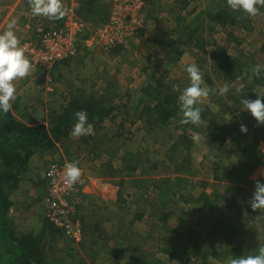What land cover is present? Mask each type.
Segmentation results:
<instances>
[{"label": "trees", "instance_id": "obj_1", "mask_svg": "<svg viewBox=\"0 0 264 264\" xmlns=\"http://www.w3.org/2000/svg\"><path fill=\"white\" fill-rule=\"evenodd\" d=\"M100 1L104 0H82V2L79 0L80 3L75 1L77 3L76 14L81 15L85 21H90V23L95 22L94 24H96L98 23L97 21H101L102 24L106 23L109 18L106 13V4L104 3L103 8L95 6L96 2ZM175 1L181 5L183 10L188 7L192 0ZM144 2L145 6L142 13H144L146 5L154 3V1L149 0H144ZM71 4L65 3V7L68 9ZM155 6L156 4H153L151 7ZM210 8L213 9L209 10ZM205 13L203 21L210 24L211 32L215 34V32L221 31L227 34L223 43L225 46L214 41L212 35V41H207L202 35L198 34L200 27L188 28L192 23H187L186 19L179 15L176 17V27L172 31L178 34L179 39L167 47L166 53L174 51L181 58L185 51L177 48L178 44H186V40H192V47L199 49L202 54L201 58L211 61L209 69H202L203 79L210 87H215L214 82L216 80L228 83H233L236 80L242 82L241 85L243 86L238 91L230 90L225 96H216L217 100L212 98L213 104L215 103L217 106L216 111L209 105H200L202 108V123L199 127L182 125L179 122L182 119V113L178 102L182 82L178 79L170 80L163 75L158 77L156 75L157 72L153 71L152 79L154 83H149L140 89L141 96L138 95L136 97L138 101H135L133 113L142 121L147 134L170 127L174 120L178 123L173 131L176 135H171L174 142L165 153L166 161L174 165L172 175L162 180L157 175L151 177L150 174L157 169L156 165H151L147 169L141 167L140 172L139 169L143 163L136 155L137 153L125 149L124 154L121 155L123 168L121 175L125 173L126 175L122 176L117 183L120 192H123L124 187L131 186L134 188V195L138 196L141 201L144 198L155 196L152 208L160 209L159 219L162 223H166L169 220L170 213L166 206L172 203L171 196L179 195L182 200L185 196L187 204H201L202 208L210 211L219 206L220 200L225 203L230 202L229 199L218 194L217 191H214L211 195V193H207L206 189L198 193L197 196H193L191 192L192 184L194 183L190 184V189L184 186V182L189 181L188 178L196 176L195 172H192L187 167L190 159V150L194 145L192 134L201 133L217 156H219L218 153L227 151L229 146L240 150L244 161L241 168H243V173L246 176L262 163V154L259 149L253 150L251 148L257 146L258 142H264V125L259 124L249 111L244 110L240 101L242 98L254 100L258 98V94H264V70H262L260 76H256L253 71L255 65H264V30L258 31L260 20H264V8L260 10L259 15L252 17L243 11L237 12L230 9L227 0H218V2L210 0V6L205 8ZM200 21L201 18L197 22L199 23ZM145 24L144 19L143 27L136 32L134 37L144 35L146 32ZM32 27L36 34L40 27L45 29L48 27L57 28L42 22L32 24ZM238 31L250 34L257 33L262 38L260 40L262 43L258 45L259 48H254L246 53L242 51L238 56L229 54L226 44L239 43L241 40L243 43V37L236 35ZM133 38L127 39L123 44L117 45L112 49H123ZM165 38L168 41H172L169 32L165 34ZM80 43L82 47L86 48L83 39ZM68 60L70 59L56 65H61ZM71 87H69V98L66 99V104L48 113L44 122L32 123V120H30L31 116L20 107L19 99L13 103L11 111L0 114V264H63L66 262L63 259H58L55 250V244L59 243L58 240L62 242H64L63 239L65 238L70 240L66 237L65 230L50 222L46 217V209L40 231H36L34 228L31 229V227L20 230L15 226L11 217V212L14 208L12 195L20 188L23 178L30 172L35 158L53 155L59 150L60 146H64L69 141L73 142L70 131L76 122L75 112L80 110L87 111L89 122L94 125L92 134L76 139L78 148L88 147L92 141L112 145L119 142L123 136L124 122L129 115L131 116L129 111H126L128 113L127 117L119 123L115 133H104L105 122L110 119H116L120 106L123 104L115 102V99H120V97L116 95L111 84L108 83L102 92H97V90L93 89L86 90L81 87ZM242 124L248 130L251 129V132L253 131L250 140L241 131ZM190 128L192 131H189ZM88 148L90 150V147ZM97 151L98 149L96 148L92 149L91 154L94 155ZM104 152L106 154H114L108 148ZM183 154L187 157H183ZM67 156L70 159L71 155L69 152ZM181 157H183L182 161L180 160ZM53 164H57V162L51 165ZM61 164H63L62 160ZM154 174H158V171ZM121 193L113 206L109 204L108 206L99 207L92 203V205L82 204L78 207L70 199L72 195L68 196L69 204H74L75 207L74 216L71 217L72 221L81 224L83 239L81 242L70 240L72 243L68 248L70 250L67 253V258H74L81 254V251L88 252V250L90 252L89 257H94L93 246L97 243L95 238L99 241L101 240V243L104 244L99 255L103 252L108 253L105 241H107L109 235L103 227L106 222L111 224L110 228L113 230L111 236L116 238L119 244V246L114 247L115 251L109 254L112 256L115 253L113 257L117 256L121 261L124 260L126 264H163L156 258L155 248H147L145 243L150 240H161L162 247L160 251L170 260L167 261L168 263L198 264L200 260L202 264H211L208 256L219 257L220 254L218 252L211 253L209 249L203 252L199 245L192 246V241L187 240V237L182 232L175 229L167 228L165 236H159L164 233L154 235V233L150 234L149 231L145 233L139 230L135 223L140 220L145 221L147 218L146 214L138 207L139 211L133 215L134 218L132 220H125L120 217L124 206L131 207V204H136L135 201L128 203V201L123 199L124 197L121 196ZM213 195H217V198L213 199ZM233 203H236V201L234 200ZM231 207L232 204H224V208H227V211ZM111 215L113 220L109 217ZM221 217L222 220L219 219L218 221L222 226L221 231L225 237H233L231 245L234 243V246L224 250L226 258L240 257L251 252L254 254V251L261 244H264V211L261 214V219H259L263 229L258 233V239L254 247L251 248L244 247L243 244H239L236 241L241 235L240 229L243 225L239 217L236 219L230 218L229 211L227 214L222 212ZM212 234L216 235L217 233L214 232ZM82 264H88L86 259H83Z\"/></svg>", "mask_w": 264, "mask_h": 264}, {"label": "rangeland", "instance_id": "obj_2", "mask_svg": "<svg viewBox=\"0 0 264 264\" xmlns=\"http://www.w3.org/2000/svg\"><path fill=\"white\" fill-rule=\"evenodd\" d=\"M1 1L2 0H0V2ZM149 1H154L153 4H156V6L151 7L153 4H148L146 5L144 13H142L146 23V32L142 36L134 37L123 49H107L106 46L97 43L93 47L87 48L86 46V48H84L80 43L77 56L67 62L61 65H55L50 70H42L33 67L30 75L24 78H18L14 82L20 107L26 110L28 115L31 116L30 120H32V123L46 121L48 113L66 104V99L69 98V87L71 86V88L81 87L86 90L93 89L97 90V92H102V90L107 87L108 83L113 86L116 95L120 97V99L116 98L115 102L123 104L120 106L118 114L116 115L117 118L105 122L104 133L106 134L115 133L119 123L127 117V112L129 111L131 113V116L129 115L124 122L122 129L123 138L121 137L120 141L117 143L109 145L92 141L91 144L88 145V147H90L89 150L88 147L78 148L76 139L79 137L72 136L73 142L69 141L64 146L59 145V150L53 155L34 159L32 164L34 175L40 174L42 176L43 185H46V187L49 186V181L44 175L45 171L52 163L57 162V164L64 166L66 162H78V166L81 169V177L79 179V187L70 198L73 203L78 201L81 195V189L90 186L95 187L100 183L104 185L110 184V188L117 196L121 193L117 183L122 176L124 177L126 175V173L121 175V171L123 170L121 155L124 154L125 149L137 153L136 155H138V158L142 161L141 163H143L141 164L142 166H140V172L141 167L147 169L150 168L151 165H156L157 169L154 173L158 171V174L152 173L150 174L151 177L157 175L158 178L162 180L172 175L174 165L166 161L165 153L174 142L172 136L176 135V133L173 131L178 123L174 120L170 127L147 134L144 124L133 113V110L135 108V101H138L136 97L138 95L141 96L140 89L149 83H154L152 79L153 71L157 72L156 75L158 77L163 75L170 80H180L182 82V89L180 88L182 92L184 88L190 85V79L186 72V67L188 65L196 64L201 71L204 68L209 69L211 66V61L203 57L201 58L202 54L199 49L197 47H192V40H186V44H178L177 48L185 51L181 58H179L178 54L176 52L174 53V51L166 53L167 47L172 42L179 39L178 34L172 32L177 24L176 17L181 15L186 19L187 23H192L188 27L190 29L197 26L200 27L198 34L200 36L202 35L207 41H212V35L214 41L220 45H224V39L227 34L221 31L218 32L219 35L216 32L214 34V32L210 31V24L208 22L204 23L203 21L206 14L205 8L210 6V0H192L188 7L183 10L181 5L175 0ZM216 1L218 2V0ZM14 2L15 1L10 2L9 5L12 6ZM65 3L66 0H63L64 6ZM104 3L106 4L105 8H107L106 13L110 18L109 12L111 11L112 0L96 2L95 6L103 8ZM212 9L213 8H210L209 10ZM101 14L102 12L99 15L101 16ZM22 15L23 14H21V17ZM200 18L201 21L198 23L197 21ZM47 19V17L43 16H31L30 21H28V24L30 23L29 28H27V30L24 29L26 34L24 33V37H22V35L18 37L20 44L22 43V45H24L31 40H36L37 35L32 24L40 22L48 23ZM63 19L64 18L53 20V22L49 23L58 26L62 23ZM83 21L87 26L86 32L88 35H90L91 31L103 25L101 21H97L98 23L96 24H94L95 22L90 23V21ZM17 27L20 29L21 25H17ZM258 29V31L264 30V20H260ZM167 32H169L172 41L166 40L165 34ZM236 35H241L245 41L243 40V43L241 40L239 43L234 42L226 44L227 50L232 56H238L242 51L246 53L254 48L257 49L259 48L258 45L262 43L260 41L262 38L257 33L250 34L238 31ZM24 40L25 43H23ZM208 50H210V48H208ZM27 58L30 60L28 56ZM226 83L229 85L230 90L238 91L243 86L241 85L242 82L236 80L233 83L216 80L214 82L215 87L212 88L204 81L203 86L209 88V96L204 100L203 105H209L216 111L217 106L215 103L213 104L212 101L213 99L217 100L216 96H220L219 88ZM245 135H247L250 140L253 131L251 132V129H249ZM191 137H193L192 141L194 145L190 150V159L188 160L189 163L187 167L190 168L192 172H195L196 176L188 178L189 181L184 182V186L189 188L190 184L194 183L192 184L191 192L193 196H197L198 193L206 189L207 193H211V195L214 191H217L218 194L223 195V197L229 199L230 202L225 203L220 200L219 206L210 211L206 208H202L201 204H187L185 196L183 200L179 195H175L174 197L171 196L170 199L172 203L166 206V209L170 213L169 220L166 223H162L159 219L160 209L152 208V202H154L155 196L144 198L141 201L138 199V196L134 195V188L126 186L121 196L124 197L123 199L128 201V203L135 201L136 204H131V207L124 206L123 213L120 217L125 220H132V218H134L133 215L139 211L138 207H140L142 209L141 211L145 212L147 218L145 221L143 220L144 222L140 220L135 223L139 230L145 233L149 231L150 234L154 233V235L164 233L159 236H165V230L167 228L175 229L182 232L187 237V240L190 242L192 241V246L199 245L203 252L209 249L211 253L218 252L220 254L218 258L208 256L209 263L227 264L228 258L224 256V250L234 246V243L231 245L233 237H225L221 231L222 226L218 221L219 219L222 220V212L227 214L229 211V216L233 219L239 217L243 225L240 229L241 235L236 241L239 244H243L244 247H254L258 239V233L263 229L259 219H261V214L264 210H253L250 203L253 193L255 192L256 182L260 181L264 183V142H258L257 146L251 148L253 150L259 149L262 154V163L252 173L246 176V174L243 173V168H241L244 161L242 160V152L240 150L233 148V146H229L227 151H224V153L222 152L223 154L218 153L219 157L211 150L207 140L201 133L192 134ZM95 148L98 149V151L93 155L91 151ZM107 148L114 154H106L104 151ZM68 152L71 155L70 159L67 156ZM182 156L187 157L184 154ZM183 157H181V161ZM61 160L63 164H61ZM180 160H178V162H180ZM30 177L28 173L23 178L21 184H31L30 180H28ZM27 187L28 186H23V189ZM29 192L30 191H25L23 194L24 197L22 194L20 197L25 199V196L28 195ZM46 193L37 190L32 197V205L35 210L30 213L26 219L21 217L22 213H25L24 211L22 213H11L12 220L17 228L21 230L29 228L31 227L30 225L34 223L38 225V228L43 225ZM216 198L217 195H213V199ZM234 200L236 203H233ZM224 204H232V207L228 208L227 211V208H224ZM151 213L153 214L150 215ZM214 232L217 234H212ZM63 240L65 243L58 240L59 243L57 245L55 244L58 259L66 260V264L76 263L77 261L74 260V258H67V253L70 250L68 248L72 242L66 238ZM160 241L150 240L145 244H147V248H155L156 258L163 264H176L175 262H167L170 260H168L165 254L161 253L160 249L162 246ZM108 251L111 253L109 249ZM123 264H126L125 261ZM198 264H202V262L199 260Z\"/></svg>", "mask_w": 264, "mask_h": 264}, {"label": "clouds", "instance_id": "obj_3", "mask_svg": "<svg viewBox=\"0 0 264 264\" xmlns=\"http://www.w3.org/2000/svg\"><path fill=\"white\" fill-rule=\"evenodd\" d=\"M227 4L233 11H243L249 16L255 17L264 8V0H227ZM30 8L33 16H43L50 20L62 19L67 14V8L63 0H30ZM16 19L11 20L7 29L0 33V114L11 111L13 103L17 99L15 81L31 74L34 65L25 55V48L20 44L16 35ZM72 59V58H71ZM264 65L254 66V74L260 76ZM190 79V85L182 90L178 97L182 119V125L199 127L202 123V108L200 105L209 96V88L204 85L203 73L198 65L191 64L186 67ZM175 87V86H174ZM230 91L226 83L219 88V95L225 96ZM240 103L244 110L249 111L259 124L264 125V94H258V98H242ZM76 122L73 124L70 135L82 137L94 132V125L89 122L87 111L75 112ZM189 131H192L190 128ZM241 131L247 133L248 129L243 124ZM64 183L72 187L81 177V169L78 162H66L64 165ZM250 206L253 210H264V183L257 181ZM126 260V259H125ZM227 264H264V244L254 251V254L229 257Z\"/></svg>", "mask_w": 264, "mask_h": 264}, {"label": "built area", "instance_id": "obj_4", "mask_svg": "<svg viewBox=\"0 0 264 264\" xmlns=\"http://www.w3.org/2000/svg\"><path fill=\"white\" fill-rule=\"evenodd\" d=\"M144 0H112L109 21L99 28L91 31L84 39L88 48L96 43L107 49L115 48L131 39L143 27ZM77 3L72 2L64 16V25L59 28H39L37 39L22 45L25 54L30 58L34 67L50 70L57 63L71 59L77 55L81 36L86 32L85 22L76 14ZM64 166L51 165L46 171L49 181V191L45 199L46 217L50 222L65 230L70 240L81 242L83 229L79 222L72 221L75 213L74 205L69 204L68 196L76 190L80 181L72 187L64 183Z\"/></svg>", "mask_w": 264, "mask_h": 264}, {"label": "crops", "instance_id": "obj_5", "mask_svg": "<svg viewBox=\"0 0 264 264\" xmlns=\"http://www.w3.org/2000/svg\"><path fill=\"white\" fill-rule=\"evenodd\" d=\"M12 1H15V2L13 3L12 6H10L9 3ZM73 1L79 2V0H66V3L71 4ZM80 2H82V0H80ZM20 11H22V12H20ZM21 14H23L22 17H21ZM31 16H33V15H32L31 8H30V0H2L0 2V33H3L7 29V25L11 20L16 19L17 25L18 26L21 25L20 29H18V27L16 26V29H15L16 35L18 37H20L21 35H22V37H24V33L26 34L25 30H27V28H29V26H30V23L28 24V21H30ZM79 17L82 20H84L81 17V15ZM47 21H48L47 24H49V26H55V25L50 24L51 22H53V20L47 19ZM64 22H65V19H63L62 23H60V25H58L56 27L59 28V27L63 26ZM24 24H25V27H24ZM87 36H88V33L85 32L80 38H81V40L82 39L84 40L85 38H87ZM23 43H25V40ZM21 45H22V43H21ZM17 99H19V98H17ZM33 162H34V160H33ZM33 162H32V164H33ZM47 170H48V168H47ZM46 171H45L44 176H46ZM29 174L31 177L28 180H30L31 184L30 183H29V185L28 184L27 185L21 184L20 188L15 193H13V195H12V201L14 203V208H13L11 213H14V212L15 213H18V212L22 213L24 211L25 213H22V215H21V217H23L24 219H26L29 216V214L34 212V210H35V208H33L34 206L32 205L33 204L32 197L37 192V190L40 192L43 191L45 193L46 192L48 193V191H49V186L46 187V185H43L42 176L40 174L34 175V170L32 169V165H31V170H30ZM23 186H28V187L26 189H23ZM110 187H111L110 184L104 185V184L100 183L95 187L90 186L88 188L81 189L80 190L81 195L79 196L78 201L76 202L77 206L79 207L82 204L83 205L95 204L97 207L105 206V205L108 206L109 204L111 206H113L114 202H117L118 196L115 195L114 191ZM25 191H27V192L30 191V192L28 195L25 196V199H24L23 194ZM21 194L23 197H20ZM110 218L113 220L112 215L110 216ZM108 223L109 222L104 223L103 227L107 231L109 238H107V241H105V240H103V241H105V243H106V248L109 249L112 253L115 251L114 247L119 246V244L117 243L116 238H114V237L112 238L111 233L113 232V230H112V228H110L111 224H108ZM30 226H31V229L34 228L36 231H40L42 228V226L40 228H38V225L36 223H34L33 225H30ZM95 236H97V235H95ZM95 240L97 241V243L93 246V252H95V256L92 258L89 257L90 256L89 250H88V252H82L81 251L80 255L78 254L76 257H74V260H76L77 262L73 263V264H82L83 259H86V262H88V264H123L124 263V260L121 261L119 258H117V256L113 257V255L115 253H113L112 256H110L109 251H108V253L103 252L99 255L101 249L104 247V244L101 243V240L99 241L97 238H95ZM89 242H91V241L89 240ZM70 258H72V257H68V259H70ZM114 258H117V259H114ZM63 264H66V262H64Z\"/></svg>", "mask_w": 264, "mask_h": 264}]
</instances>
